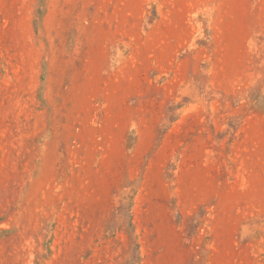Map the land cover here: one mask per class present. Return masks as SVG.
I'll return each mask as SVG.
<instances>
[{
	"label": "rangeland",
	"instance_id": "374dc122",
	"mask_svg": "<svg viewBox=\"0 0 264 264\" xmlns=\"http://www.w3.org/2000/svg\"><path fill=\"white\" fill-rule=\"evenodd\" d=\"M0 264H264V0H0Z\"/></svg>",
	"mask_w": 264,
	"mask_h": 264
}]
</instances>
